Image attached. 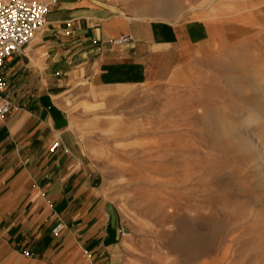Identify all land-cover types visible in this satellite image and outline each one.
<instances>
[{
  "label": "rangeland",
  "instance_id": "374dc122",
  "mask_svg": "<svg viewBox=\"0 0 264 264\" xmlns=\"http://www.w3.org/2000/svg\"><path fill=\"white\" fill-rule=\"evenodd\" d=\"M119 5L134 17L202 18L218 40L192 56L170 51L145 83L74 106L122 220L120 263L264 264V0Z\"/></svg>",
  "mask_w": 264,
  "mask_h": 264
},
{
  "label": "crops",
  "instance_id": "0c3cea01",
  "mask_svg": "<svg viewBox=\"0 0 264 264\" xmlns=\"http://www.w3.org/2000/svg\"><path fill=\"white\" fill-rule=\"evenodd\" d=\"M119 2L56 0L2 67L12 109L0 117V264H121L122 220L74 106L145 83L170 51L192 56L218 40L202 18L134 17ZM121 34L131 41L114 44Z\"/></svg>",
  "mask_w": 264,
  "mask_h": 264
},
{
  "label": "built area",
  "instance_id": "2783aa9c",
  "mask_svg": "<svg viewBox=\"0 0 264 264\" xmlns=\"http://www.w3.org/2000/svg\"><path fill=\"white\" fill-rule=\"evenodd\" d=\"M56 0H0V117L12 109L9 99L2 96L6 82L2 77V67L15 53L23 52L36 33L45 25L46 14ZM129 34H121L113 40L114 44L131 41ZM57 146L54 143L51 149ZM62 228L59 221L52 228L56 234Z\"/></svg>",
  "mask_w": 264,
  "mask_h": 264
},
{
  "label": "bare ground",
  "instance_id": "6f19581e",
  "mask_svg": "<svg viewBox=\"0 0 264 264\" xmlns=\"http://www.w3.org/2000/svg\"><path fill=\"white\" fill-rule=\"evenodd\" d=\"M261 78H262V77H261ZM256 104H257V106H260L259 103H256ZM254 108H255V107H254ZM256 114H257V113H256ZM256 114H255V117L251 118V117H252V116H251V117H250L251 119H250V120H247V121L245 122V125H244V127H242V130L245 129V128H248V127L251 125V123H253L254 121H256L257 117L260 118L261 116H264V115L261 114V112H260V115H261V116L258 114L257 117H256ZM259 116H260V117H259ZM234 123H235V122H234ZM237 124H238V123H237ZM239 128H240V127H239ZM242 130L239 131L240 133H237L236 128H235L233 125H231V124L229 125V131H230V133H231L230 135H232L233 132H234V133H237V134H240V135H243V134H245V132L242 131ZM234 137H235V136H234ZM262 166H264V165H262Z\"/></svg>",
  "mask_w": 264,
  "mask_h": 264
}]
</instances>
